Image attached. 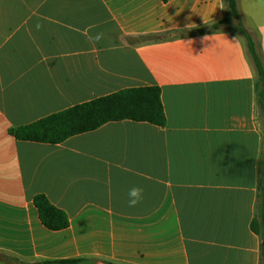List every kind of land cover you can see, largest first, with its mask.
Here are the masks:
<instances>
[{
  "label": "crops",
  "instance_id": "1",
  "mask_svg": "<svg viewBox=\"0 0 264 264\" xmlns=\"http://www.w3.org/2000/svg\"><path fill=\"white\" fill-rule=\"evenodd\" d=\"M238 7L240 24L224 0H0V264L259 263L264 116L235 27L264 59V0ZM138 87L160 89L164 127L110 122L58 145L11 135ZM35 195L69 227L46 230Z\"/></svg>",
  "mask_w": 264,
  "mask_h": 264
},
{
  "label": "trees",
  "instance_id": "2",
  "mask_svg": "<svg viewBox=\"0 0 264 264\" xmlns=\"http://www.w3.org/2000/svg\"><path fill=\"white\" fill-rule=\"evenodd\" d=\"M167 0H163L166 2ZM227 17L240 24L238 0H224ZM225 21V20H224ZM223 23V20L221 21ZM245 39V47L254 68L255 111L264 116V59L258 53L251 37L237 25L235 27ZM132 121L164 127L166 119L160 89L138 87L124 89L98 99L76 105L45 117L33 124L11 131L18 141L58 145L67 139L95 131L110 122ZM41 225L50 232H59L69 227L67 215L54 207L44 195L32 199ZM250 231L259 239V263L264 264V130L261 156L258 163L254 215ZM44 264H96L85 258L49 261ZM104 264H114L106 262Z\"/></svg>",
  "mask_w": 264,
  "mask_h": 264
},
{
  "label": "clouds",
  "instance_id": "3",
  "mask_svg": "<svg viewBox=\"0 0 264 264\" xmlns=\"http://www.w3.org/2000/svg\"><path fill=\"white\" fill-rule=\"evenodd\" d=\"M130 197H132L133 199L130 200V204L134 205L135 203H137L141 197V190L138 188H133L130 190L129 193Z\"/></svg>",
  "mask_w": 264,
  "mask_h": 264
}]
</instances>
